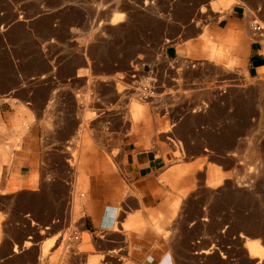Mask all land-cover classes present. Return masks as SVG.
Returning <instances> with one entry per match:
<instances>
[{"label":"rangeland","instance_id":"obj_1","mask_svg":"<svg viewBox=\"0 0 264 264\" xmlns=\"http://www.w3.org/2000/svg\"><path fill=\"white\" fill-rule=\"evenodd\" d=\"M175 1L0 0V104L9 102L0 105V194H8L0 204L27 201L9 192L36 188L37 164H55L53 155L72 179L67 227L42 252L49 264H146L148 256L160 257V264H264V68L257 78L238 71L229 52L236 40L213 41L208 22L193 45H181L179 59L165 62L161 52L171 42L165 21ZM233 2L239 0L221 8ZM84 46H91L94 70L119 72L93 73L91 82H51ZM211 47L221 48L215 58ZM150 70L157 93L142 99L137 82ZM68 94L82 108L75 134L59 150L48 142L57 130L47 113L51 103L37 122L30 104L19 100ZM90 103L92 109H84ZM133 103L143 111L135 114ZM228 123L234 124V149H183L181 137L193 142ZM129 142L152 150L162 165L153 206L143 203L122 169ZM25 164L31 165L27 182L21 181ZM104 207L112 211L111 224L84 231L88 236L79 230L81 216L97 224ZM131 219L141 221L139 230L125 223ZM5 225L0 216V240ZM73 230L79 239L71 242L66 237ZM247 241L262 255L251 257ZM72 252L86 260L69 263Z\"/></svg>","mask_w":264,"mask_h":264},{"label":"crops","instance_id":"obj_2","mask_svg":"<svg viewBox=\"0 0 264 264\" xmlns=\"http://www.w3.org/2000/svg\"><path fill=\"white\" fill-rule=\"evenodd\" d=\"M219 1L176 0L172 5L169 19L166 18L165 21L169 23L165 35L171 39V42L162 49V58L165 62L179 59L181 45H193L197 36L202 33L201 25L208 22L207 26L212 28L214 32L213 41L217 39L220 42L232 38L236 40L237 44L229 51L235 68L238 71H245L247 76L251 78H257L260 70L264 68V32L253 34L249 29V23L254 17H257L259 22L264 23V0H239V2L231 3L227 8H221ZM220 50L211 47L208 52L209 57L215 58ZM91 55V46H84V48L71 53L67 61L58 67L57 73L54 72L55 77L51 82H91L90 77L93 73L110 77L119 72V69L107 66L100 70H94L92 65L88 63V60H91ZM44 74L43 70L41 75ZM41 82L48 81L43 79ZM4 103L9 104V102L3 101L0 105ZM19 103L30 104L28 109L34 113L37 122L41 118H45L44 116L48 111L47 113L51 114L54 119V127L57 128L48 142L52 145L57 143L59 150L66 147L75 134L77 112L82 108L75 95L26 96L21 98ZM47 103H51L49 110H47ZM86 108L91 110L92 103L85 105L84 109ZM132 111L136 114L143 110L135 109L133 103ZM114 131L118 133V127ZM180 140L183 149L186 151L234 149V124L230 126L228 123L227 128L222 130H206L197 134L193 142H189L183 137ZM225 141L227 145L220 146V143H225ZM27 145L31 146V143H27ZM128 145L131 146L126 147L124 145L122 147V152L126 158V163L122 169L126 173L127 180L134 184L141 194L143 203L147 206H153L158 197V192L155 190L157 191L159 187L156 181V173L162 165L152 150L136 149L130 142ZM53 156V160L58 161L55 164L52 163L51 166L48 163L45 166L37 164V171L41 174H37L36 188L9 192V195H18L21 200L27 201L19 202V205L10 207L0 204V216L3 217V222L6 224L4 236L0 240V264H49L48 256L43 258L42 252L51 242L56 243L60 232H63L67 227V199L72 182L71 177L63 174L65 166L63 162H60L59 156ZM117 161L119 162V159ZM45 167H52L53 173L44 174ZM29 168H31L30 164H25L22 168L25 172L21 174L24 179L21 181H28ZM176 172L178 173V169ZM5 195L8 194L2 193L0 197ZM112 215V211L104 207L99 212L98 218H96L97 224H95L91 216L84 214L79 220V230L90 233L96 232L99 227L111 224ZM125 223L133 230L141 228V221L138 222L136 219H131ZM155 229H157L156 225ZM84 234L88 236V233L84 232ZM57 248L54 245L50 253ZM81 256L76 257L72 252L68 257L69 263L80 258L85 261L86 254ZM145 261L146 264H160L161 262L160 257L156 256H148Z\"/></svg>","mask_w":264,"mask_h":264},{"label":"built area","instance_id":"obj_3","mask_svg":"<svg viewBox=\"0 0 264 264\" xmlns=\"http://www.w3.org/2000/svg\"><path fill=\"white\" fill-rule=\"evenodd\" d=\"M249 29L253 34H261L264 32V26L262 23L256 20H251L249 23ZM149 74L142 77L140 81L137 82V92L140 98L142 99H151L156 96L157 93V82L154 79V75L152 74V70L148 71ZM66 239L68 241H76L79 239V235L77 231H71Z\"/></svg>","mask_w":264,"mask_h":264},{"label":"bare ground","instance_id":"obj_4","mask_svg":"<svg viewBox=\"0 0 264 264\" xmlns=\"http://www.w3.org/2000/svg\"><path fill=\"white\" fill-rule=\"evenodd\" d=\"M228 0H221L219 1L221 4H226ZM218 2V3H219ZM202 10V9H201ZM118 20L114 19V20H111L110 23H115L117 22ZM26 245V244H25ZM246 246H247V249H248V254L252 256H261L262 255V252H261V249L259 248L258 244L257 243H254V242H250V241H247L246 243ZM16 250V249H15ZM18 250V249H17Z\"/></svg>","mask_w":264,"mask_h":264}]
</instances>
